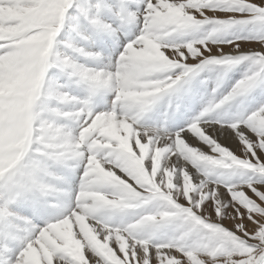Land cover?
Returning a JSON list of instances; mask_svg holds the SVG:
<instances>
[{"label": "snow or ice", "instance_id": "obj_1", "mask_svg": "<svg viewBox=\"0 0 264 264\" xmlns=\"http://www.w3.org/2000/svg\"><path fill=\"white\" fill-rule=\"evenodd\" d=\"M69 10L85 41L119 46L120 33L130 36L135 26L139 32L115 62L109 56L107 64L88 67L54 50ZM0 13V264H264V103L250 113L238 108L228 119L208 118L264 87V2L0 0ZM248 24L260 28L220 36ZM205 25L210 27L198 39H168ZM65 43L79 55L104 59L103 49ZM244 62V76L185 127L171 131L166 124L179 104L165 113V123L145 122L178 82L222 66L218 84L223 72ZM52 67L88 85V95L73 96L50 82L37 111L32 92ZM130 67L146 71L150 86L128 87ZM100 89L114 96L109 109L97 112L92 97ZM68 104L72 110L65 111ZM113 124L128 125L131 134L113 135ZM225 135L240 142V155L222 146ZM50 162L65 171H51ZM189 164L197 170L195 180ZM81 167L74 190L69 177ZM216 169L231 171L212 178ZM246 171L252 175L231 182L234 173ZM153 201L159 204L131 222L112 219L114 212ZM78 215L87 218L95 238ZM225 219L229 227L221 224ZM66 221L70 240L56 231Z\"/></svg>", "mask_w": 264, "mask_h": 264}, {"label": "bare ground", "instance_id": "obj_2", "mask_svg": "<svg viewBox=\"0 0 264 264\" xmlns=\"http://www.w3.org/2000/svg\"><path fill=\"white\" fill-rule=\"evenodd\" d=\"M141 7H143V5H141ZM0 14H2V13H0ZM68 14H69L70 18L65 23V24H67L66 30L64 31V29H62V31H60L58 33L56 43L54 44V50L57 52H60V53H66L68 55H72L75 57V59L78 63L84 64L85 66H88V67H96L100 63L107 64L109 56L111 57V60L113 62H115L120 51H122L123 45L126 44L125 42H127L129 39H132L133 36H135L139 32L138 26H135L132 28L130 36H125L123 33H120L119 34V46H113L112 42L110 40H107V39H105L104 41L97 40L94 43L89 42V41H85V40L81 39L76 34V31L74 30V28L71 27L75 23V21H73L71 18V10ZM68 40H71L72 43L75 44V46H77V47H84V48L90 49L92 51H98V50L103 49L104 50L103 61L101 62V61H97L94 59H89L85 56H82V55H79V54L73 52V50L71 48L67 47V45L65 43V41H68ZM205 74L206 75L209 74L213 78V80H211V81H214L217 76L221 75V74H219L218 70L214 69V68L210 69L208 73L205 72ZM237 74H238L237 70L234 71V73L232 71V73L229 74L227 77L225 76L226 78H223V81L224 80L225 81L227 80V81H226V83L223 84L221 89L218 91L217 99H219L224 94H226V92L228 91V89H227L228 85L236 78ZM50 82L53 84V86H55L57 84L64 86L63 90L70 92V94L73 96H76V97L87 96V93L85 92L86 86H87L86 84L75 83L74 81L70 80V78L66 74L61 72V70L56 68V67H52V70L47 74V78H46L44 87L47 88ZM218 84H220V83H218ZM2 91H3V88H2V86H0V92H2ZM100 92L102 95L105 96V98L109 102L111 101V98H113V96H114L113 92L108 91L106 89H102ZM194 92H195V96L192 95V97H190V96L186 95V92L184 90L181 89L179 91V93L177 94V98L174 101L169 102V103H171V106L169 109H165L162 107L159 110L158 115L156 113H154L155 111H151L153 114L150 112L146 113L145 122L148 123L149 121L155 120L157 118L160 119L159 121H165V113H168L170 115L175 110L176 105L179 104L180 105V111L176 112L175 118L173 119L175 121L170 122L168 124V126L174 125L176 122V128L173 131H175L177 128L185 127L193 118H195L197 115H199V112H201L202 109L204 107H206L205 105H207V102H205V101L202 102L201 99H198L199 97H198L197 93H200L201 91L195 90ZM208 95L211 96V98L208 99V101L211 102L213 100V96L211 95L210 91H209ZM186 97H188V98H186ZM194 97H195V100L193 101ZM262 99H263V93L261 92V90H258L254 93L248 94L246 96V98H244L242 100L240 99V101H239L240 104L237 107H235V109H232L233 108V101H230L227 104H225L224 106H222L220 109H218L219 113H218V111H217V113L220 116L219 118H222L221 116H224L226 114V112L230 111L229 115L228 116L225 115V117H224L225 119L226 118L228 119L229 117H232L236 114L238 108H244V109H246V112H247L254 105H256V103L259 100H262ZM37 103H38L37 111H39L40 107H41V103H40V101H38ZM234 103H236V102H234ZM51 106H56V102L54 100L51 101ZM99 106H101L100 109L103 108L102 105H99ZM62 107L64 108L65 111L72 110V106L70 104L63 105ZM152 122H154V121H152ZM155 126H159V124H155ZM217 127H219V125H217ZM110 130H111L112 134L117 136V137H119L121 135V133H123V136L125 138L131 134V129L126 124H121L119 126L113 124L111 126ZM193 139H195V138L193 137ZM220 143L222 144V146L230 148V150H232L233 152L239 153L238 148L240 147V142L238 140H235L232 137H228L227 135H225L223 137H220ZM197 146H200L199 142H197ZM203 150L206 152L210 151V149L208 148L207 145H203ZM258 155H259V153H258ZM51 164H54V165H51ZM50 168H51V171H53L55 173H63L64 172L63 167L61 165L55 163V162H50ZM189 169L193 173V179L195 180V175L197 174V170L195 168H193L190 164H189ZM82 170L83 169L81 167V168L77 169L75 175H71L72 177L70 178V181H71V186L74 190L78 189L79 180H80L79 173ZM98 170L101 173H103V171H104L101 166H98ZM222 171H224V170H222ZM215 173H219L217 171V169H216ZM233 178L237 179L236 175L233 174L231 179H233ZM158 204H159V201H153L147 205H143L141 208L128 209V210H125L122 212L117 211V212H114L112 214V219L115 223H119L121 221L131 222V220L133 219V217L137 213H140L141 211H145V210L146 211L151 210L154 207H156ZM77 220L80 222L82 228L87 231L88 235L92 238H95V234L92 232L91 227L87 223V218L85 216L78 215ZM224 223H225L224 224L225 226H228V227L230 226V221L227 220V221H224ZM56 231L60 235H62L66 240L71 239V223L70 222L66 221L63 225L57 226ZM33 258L34 257L32 255H30L29 261H31Z\"/></svg>", "mask_w": 264, "mask_h": 264}, {"label": "rangeland", "instance_id": "obj_3", "mask_svg": "<svg viewBox=\"0 0 264 264\" xmlns=\"http://www.w3.org/2000/svg\"><path fill=\"white\" fill-rule=\"evenodd\" d=\"M262 1L264 2V0H261V2ZM141 8H143V7H141ZM69 12H70V10H69ZM69 18H70L69 17V14H66L65 23L67 22V20ZM66 25L67 24L62 25L61 31H62V29H64V31L66 30ZM71 27H73V26H71ZM209 27L210 26H207V25L201 26L196 31H189V32H185L184 34H175L174 33L175 35H172V36L168 37V39H173L177 43H184V42H186V41H188L190 39H193V38H197L198 39V38H200V37H202L203 35L206 34V32L209 29ZM138 28H139V26H138ZM259 28H260V26H258V25H252V24L243 25V26H239V25L232 26L230 29H228L227 31H225L222 34H220V36H221V38L223 37L224 39H232V37L234 35H237V34H239V35H247V34H250L254 29L255 30H259ZM138 31H139V29H138ZM57 37H58V35H57ZM57 37H56V39H57ZM133 38H134V36H133ZM242 43H250V42H242ZM213 68L214 69H217L218 72H219V74L222 73L221 70H220V69H222V66H208V67H206L205 69H203L202 71H200L199 73H197L195 76H190L188 79L182 80L181 82H178V84L176 86H174V89L172 91H170L169 93H167V95L171 94L173 96H174V93H175V98H172L171 100H167V98H165L164 96L163 97H160L156 101V103H158L157 107H160L163 104V102H165V101H167V102L174 101L177 98V94L179 93V91L181 89L184 90L186 92V95H188L190 97H192V95L195 96V92H194L195 90L201 91L200 93H197V95L199 97L198 99H201L202 102L203 101L207 102V105H208V103L210 102V101H208V99L211 98V96L208 95L209 94V91H210L211 95L213 96V99H217V97H218L217 96L218 91L221 89V87L223 86V84L226 83V81H227V80L226 81L225 80L223 81V78H226L229 75L228 74L229 70H238L239 71V74H238V77L228 85V87H227L228 90H230L231 87L238 80H240L242 78V76H244V74L249 70V65L246 62H244V63H240V64H237V65L233 66L232 68H230L229 70H227L226 72H224L222 74V79L219 81L220 84H217L216 83L217 82V77L215 78L214 81H211V80H213V78L209 74H207V75L205 74V72L208 73L209 70L210 69H213ZM50 70H51V68L46 72L45 81H46V78H47V74L49 73ZM231 73H232V71H231ZM44 84H45V82H44ZM257 90H262L264 92V87L257 86L256 88L250 90V92L244 94L245 96L242 95V96H239V97L235 98L233 100V108L232 109H235V107H237L240 104L239 103L240 99L242 100V99L246 98V96L248 94L254 93ZM168 97H171V96H168ZM186 98H188V97H186ZM194 100H195V97L193 98V101ZM234 102H236V103H234ZM261 103H262V101L258 102L254 107H252L251 109H249L247 111V113H250L251 111H253L256 108H258ZM207 105H205V106H207ZM37 106H38V103H37ZM163 108L166 109V106H164ZM160 109L157 108L154 113H156L158 115ZM217 111H218V109H216L212 113L208 114V118L209 119H217V118H219L220 117L219 114H218L219 111H218V113H217ZM229 112H226L225 115L228 116L229 115ZM150 113H152V112L150 111ZM225 115L224 116H221V117L224 118ZM222 118H220V119H222ZM180 128H182V127H180ZM234 153H236V152H234ZM236 154L237 155H240L241 153L239 152V153H236ZM51 165H54V164H51ZM222 170H224V171H222ZM217 171L219 173H224L225 171L226 172H229L231 170H227V169H217ZM219 173H215V174L210 173V176L212 178H216V176ZM239 174L240 173H238V172L237 173H234V175H236L237 179L236 178L231 179L232 176L230 177V180H231L232 183H239L242 179H246L248 176L252 175L251 172H248V171L244 172L243 175H241V174L239 175ZM228 198L230 199V196ZM151 210H148V211H151ZM224 221H227V220L225 219V220H222L221 221V224L223 226H225L224 225L225 224ZM225 227H228V226H225Z\"/></svg>", "mask_w": 264, "mask_h": 264}, {"label": "clouds", "instance_id": "obj_4", "mask_svg": "<svg viewBox=\"0 0 264 264\" xmlns=\"http://www.w3.org/2000/svg\"><path fill=\"white\" fill-rule=\"evenodd\" d=\"M127 71L131 73V78L127 82L128 87L150 86L151 82L147 78L146 71H141L139 69L132 67L127 69ZM32 95L36 101L41 102V106L44 104V80L42 76L38 78L36 82V86L32 92Z\"/></svg>", "mask_w": 264, "mask_h": 264}]
</instances>
